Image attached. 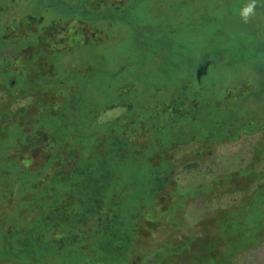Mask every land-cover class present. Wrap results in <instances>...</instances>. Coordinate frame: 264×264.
I'll return each mask as SVG.
<instances>
[{
  "label": "trees",
  "instance_id": "obj_1",
  "mask_svg": "<svg viewBox=\"0 0 264 264\" xmlns=\"http://www.w3.org/2000/svg\"><path fill=\"white\" fill-rule=\"evenodd\" d=\"M10 1L0 0V264L49 259L54 264H147L136 243L161 228L160 216L174 212V201L166 202L164 194L177 171L168 152L197 143L200 148L192 156L200 161L217 145L264 127V84L245 80L243 73L264 74L258 60L264 33L262 49L253 48L255 36L250 45L242 43L253 54L233 57L219 39L202 52L199 64H192L189 57L182 59L174 36L161 38L151 28L142 47L167 55L163 67L176 80L161 86V94L152 93L150 103L116 99L86 110L80 105L90 82L85 72L70 87L68 100L56 91L68 89L69 79H55L53 68L41 57L37 61L38 55L66 48L72 36L66 47L60 46L54 32L71 23L91 28L124 24L133 0H13L20 4L13 10ZM261 6L264 0H256L253 8ZM212 64L219 70L229 65L235 72L222 85L221 78L211 77ZM246 85L251 89L243 93ZM233 87L242 90L231 100ZM128 88L133 87L120 92ZM137 106L142 114L135 115ZM112 110L123 113L103 121ZM198 165L188 160L186 168ZM183 195L188 201L199 194ZM257 216L258 228L263 227L264 202ZM213 254L211 260L220 261Z\"/></svg>",
  "mask_w": 264,
  "mask_h": 264
},
{
  "label": "rangeland",
  "instance_id": "obj_2",
  "mask_svg": "<svg viewBox=\"0 0 264 264\" xmlns=\"http://www.w3.org/2000/svg\"><path fill=\"white\" fill-rule=\"evenodd\" d=\"M255 2L133 0L134 7L129 6L126 14H123H128L124 24L112 26L101 23L98 28H91L71 23L63 30H55L53 40L60 46L66 47L67 36H72L68 39L67 47L52 54L41 53L37 61L41 57L48 67L53 68L52 73L57 75L55 79H69L71 85L68 89L60 86L56 91L58 96L68 100L71 98L70 87L85 72L83 78L90 82L80 105L86 110L92 105L96 108L116 99L134 98L139 103H150L152 93L160 92L161 86L168 87L176 80L163 67L169 59L167 55L159 53L157 48L142 47L150 40L147 37L151 35V28H157L161 38L174 36L173 40L183 53L182 59L189 57L192 64H199L202 52L215 47L219 39H224L233 57L236 53L240 57L242 54L247 56L253 52L247 47L242 48V43L250 45L255 36L258 44L253 48L262 49L263 46L264 6L253 8L247 19L240 15L244 6L254 5ZM8 3L11 10L20 6L19 2L13 0ZM23 9L26 11L25 7H21ZM78 32L85 37H93L86 40L82 35L73 36ZM99 33L102 35L97 36ZM224 34L227 38H223ZM28 39L23 37L22 41ZM258 60L264 68V54ZM253 61L255 63L257 60L254 58ZM225 62H231V58ZM210 71L212 78H221L222 85L226 83L227 76L235 72L229 65L219 70L213 64ZM245 71L243 69L245 80L264 84V74L257 73L253 77ZM38 76L41 79L45 77L41 72H38ZM177 76L180 79L183 77L180 72ZM123 86L133 88L121 93ZM244 89L243 93H246L251 86L246 85ZM231 90L232 100L242 89L233 87ZM260 105L264 117V96ZM136 109L139 110V107ZM136 109L135 115L142 114ZM122 111H109L102 119L111 121ZM199 148L197 143L185 144L168 152L169 158L177 164V171L164 194L166 202L171 204L174 201V212L160 216L159 219L163 221L161 228L148 233L147 240L136 243L138 253L148 259L147 264H264V224L258 228L257 223V214L264 202V189H261L264 185V127L254 135H243L235 142L217 145L200 161L192 156ZM188 160L197 161L198 167L191 170L186 168ZM173 189L175 191L171 198L169 190ZM189 191L199 195L189 197L187 201L183 193ZM251 209H255L256 213H249ZM212 253L220 261L211 260ZM51 261L45 262L54 264Z\"/></svg>",
  "mask_w": 264,
  "mask_h": 264
},
{
  "label": "clouds",
  "instance_id": "obj_3",
  "mask_svg": "<svg viewBox=\"0 0 264 264\" xmlns=\"http://www.w3.org/2000/svg\"><path fill=\"white\" fill-rule=\"evenodd\" d=\"M253 9V5L252 4H248L246 6H244L240 12V15L247 19L248 15L252 12Z\"/></svg>",
  "mask_w": 264,
  "mask_h": 264
}]
</instances>
